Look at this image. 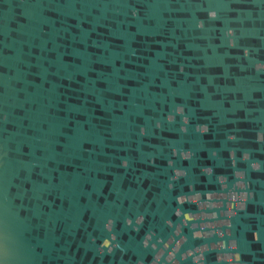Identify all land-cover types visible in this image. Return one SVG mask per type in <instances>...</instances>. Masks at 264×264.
Listing matches in <instances>:
<instances>
[{
  "label": "water",
  "instance_id": "95a60500",
  "mask_svg": "<svg viewBox=\"0 0 264 264\" xmlns=\"http://www.w3.org/2000/svg\"><path fill=\"white\" fill-rule=\"evenodd\" d=\"M258 66L264 0H0V264H264Z\"/></svg>",
  "mask_w": 264,
  "mask_h": 264
},
{
  "label": "clouds",
  "instance_id": "9594fccd",
  "mask_svg": "<svg viewBox=\"0 0 264 264\" xmlns=\"http://www.w3.org/2000/svg\"><path fill=\"white\" fill-rule=\"evenodd\" d=\"M212 15H215L214 13ZM258 67H264V66H258ZM178 112H182V109H178ZM171 119V118H170ZM206 130V129H205ZM255 237V234H254Z\"/></svg>",
  "mask_w": 264,
  "mask_h": 264
}]
</instances>
